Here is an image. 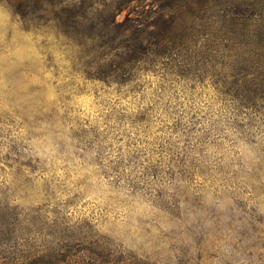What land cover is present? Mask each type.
I'll use <instances>...</instances> for the list:
<instances>
[{
	"label": "rangeland",
	"instance_id": "obj_1",
	"mask_svg": "<svg viewBox=\"0 0 264 264\" xmlns=\"http://www.w3.org/2000/svg\"><path fill=\"white\" fill-rule=\"evenodd\" d=\"M203 4L199 39L242 37L226 10L264 31V0ZM73 8L0 0V237L86 235L107 264H264V98L243 77L263 48L218 39L107 81L62 24Z\"/></svg>",
	"mask_w": 264,
	"mask_h": 264
},
{
	"label": "trees",
	"instance_id": "obj_2",
	"mask_svg": "<svg viewBox=\"0 0 264 264\" xmlns=\"http://www.w3.org/2000/svg\"><path fill=\"white\" fill-rule=\"evenodd\" d=\"M142 2L144 1L111 0L109 4L102 2L103 5L98 6L101 4L99 0H91L87 4L83 0H73L71 18L64 20L62 24L75 33L84 32L85 36L79 39V43L86 47V64L96 68L94 77L117 81L118 78L134 75L142 65L156 58L184 55L191 59L195 51L213 53L212 51L219 50L216 44L222 43L218 39L226 44L230 42L229 45L232 46L242 45L246 50L242 51L245 56H249L253 44L264 51V31L247 33L261 24L246 23L253 12L247 14L240 11L237 17L234 16V11L226 10L222 14V28L229 33H240L241 38L226 36L225 40L216 36L213 30H207L214 38L199 39L195 35L203 26L195 23L200 28L197 29L193 20L197 14L202 16L206 13L208 7L203 4V0H162L157 5L152 2L147 6ZM125 9V16L118 20L117 15ZM131 13L134 15L129 16ZM210 20L211 25L216 21ZM205 27L211 26L204 24ZM252 35L259 36L254 38ZM239 52L234 51V55ZM261 56L264 58V53ZM248 76L251 77L247 78ZM243 77L250 79L254 84V92L264 98V60ZM7 237H0V264H107L112 260L107 257L111 251H104L101 243L86 235H52V238L45 239L43 235L35 237L26 231ZM102 256L107 258L100 260Z\"/></svg>",
	"mask_w": 264,
	"mask_h": 264
}]
</instances>
